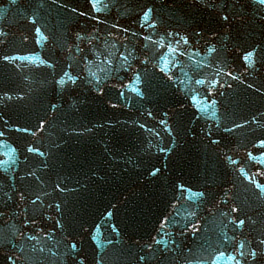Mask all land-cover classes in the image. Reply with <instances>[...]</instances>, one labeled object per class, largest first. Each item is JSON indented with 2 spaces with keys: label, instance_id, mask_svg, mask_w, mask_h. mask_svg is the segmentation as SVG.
Instances as JSON below:
<instances>
[{
  "label": "water",
  "instance_id": "95a60500",
  "mask_svg": "<svg viewBox=\"0 0 264 264\" xmlns=\"http://www.w3.org/2000/svg\"><path fill=\"white\" fill-rule=\"evenodd\" d=\"M261 186V0H0V264H264Z\"/></svg>",
  "mask_w": 264,
  "mask_h": 264
},
{
  "label": "snow or ice",
  "instance_id": "6c2138e0",
  "mask_svg": "<svg viewBox=\"0 0 264 264\" xmlns=\"http://www.w3.org/2000/svg\"><path fill=\"white\" fill-rule=\"evenodd\" d=\"M262 3H264V0H261ZM146 18H147V14H146ZM251 54H249L248 57H245V59H250ZM63 82V81H62ZM31 150V149H30ZM262 190H264V186H261ZM242 223V222H241ZM231 259V258H230Z\"/></svg>",
  "mask_w": 264,
  "mask_h": 264
}]
</instances>
